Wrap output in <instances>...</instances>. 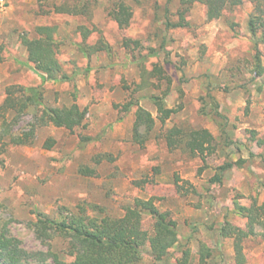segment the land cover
Masks as SVG:
<instances>
[{"label":"rangeland","instance_id":"1","mask_svg":"<svg viewBox=\"0 0 264 264\" xmlns=\"http://www.w3.org/2000/svg\"><path fill=\"white\" fill-rule=\"evenodd\" d=\"M65 1L0 0V106L10 85L42 86L44 94L42 106L21 115L8 112L5 125L0 117V230L35 260L53 252L70 262V238L59 235L49 243L37 238L31 224L38 214L62 219L83 207L93 217L119 218L135 200L153 198L177 222L190 264H235V240L221 235L222 226L245 228L235 204H264V43L257 68L249 29L259 14L256 4L245 0L209 21L206 6L198 2L190 7L185 0H125L133 17L120 27L110 13L122 0H68L87 6L78 16L54 11ZM183 10H188L186 26H168V20L180 21ZM45 26L55 29L57 58L68 78L42 84L22 39L37 38V28ZM101 41L109 53L81 50ZM209 91L225 119L216 122L201 113ZM153 96L176 110L165 123ZM74 103L85 117L72 131L36 119L44 108ZM139 107L153 116L155 126L149 132L143 126L136 138ZM32 127L34 135L23 144L10 143ZM174 127L208 129L215 137L213 153L195 156L170 148L165 135ZM226 163L233 167L221 173ZM217 174L222 182H211ZM177 178L183 193L176 189ZM143 225L152 232L147 212ZM256 230L243 241L247 264H264V229ZM203 246L210 253L204 262ZM171 252L172 258L180 256L176 248ZM137 264H156L149 246Z\"/></svg>","mask_w":264,"mask_h":264},{"label":"trees","instance_id":"2","mask_svg":"<svg viewBox=\"0 0 264 264\" xmlns=\"http://www.w3.org/2000/svg\"><path fill=\"white\" fill-rule=\"evenodd\" d=\"M80 1V0H79ZM171 0H167L169 3ZM256 4L254 14L249 22V29L252 34L256 67L261 65V51L259 45L264 43V0H251ZM204 4L207 8V19L209 21L217 20L222 17L225 11L234 9L243 5L245 0H185L190 7L193 3ZM87 3V2H85ZM87 7V6H86ZM85 4L80 7L78 4H70L68 0L62 5H54L53 9L57 13H65L74 16L87 13ZM168 9V5L166 6ZM181 13L180 21L172 24L168 20L170 27L186 26L185 12ZM120 27L130 24L133 17L132 6L125 0L117 4L115 11L110 13ZM168 19V17H167ZM261 31L258 35L259 30ZM37 38L24 37L23 44L29 51V62L33 69L42 80V84L48 82H59L68 77L63 73L60 61L57 58L56 42L54 39L55 29L45 26L37 28ZM89 33L84 34L83 40L88 38ZM102 43V44H101ZM100 46L82 48L81 50L88 54L93 52L110 51L109 46L101 41ZM258 71V69L256 70ZM156 73L161 74L162 68H156ZM6 98L0 106V117L7 123L6 114L10 111L21 115L30 106L40 107L44 102L42 86H22L10 85L6 88ZM208 98V100H206ZM152 100L159 113V119L165 123L176 110L167 107L166 102L160 96H153ZM202 114L210 117L213 121L223 120L224 116L220 112L219 103L212 91H209L206 98ZM85 117V111L74 103L71 106L56 108H44L42 114L37 120L39 124H53L56 127H64L70 131L80 125ZM145 126L147 132L155 126V119L144 108L139 107L136 112V121L134 132L137 136L140 129ZM223 127V124H221ZM32 131L22 138H12L10 143L23 144L24 139L32 137L35 133V127ZM7 135L4 131L2 137ZM165 139L168 146L172 149L182 148L195 156H205L206 152L213 153L215 149V137L208 129H190L172 128ZM1 140V138H0ZM2 141V140H1ZM233 167L232 163H226L220 169L221 173ZM222 174H217L211 182L221 183ZM183 180L176 179L175 186L178 193H183ZM188 183V182H186ZM236 205V213L246 219L245 228H240L231 223L222 226L221 235L226 238H234L235 264H247L243 248V241L256 235V228L260 226L264 229V204L262 206L253 205L251 208ZM147 212L153 219V230L148 232L144 229L143 216ZM37 238L43 243H49L56 236H63L71 239V256L74 259L70 262L62 260L58 254L50 252V257L39 258L35 260L36 255L28 253L21 248V242L16 238L10 237L6 229L0 230V264H137L141 260L147 246L150 247V256L155 263L171 264H190V251L186 245L179 240L177 222L172 218L170 212H162L156 206L155 200H135L133 206L125 208V214L122 217L114 218L111 216L93 217L88 214L85 208H79V212L64 216L62 219H52L42 214H38L36 222L31 224ZM176 248L178 255L172 258L171 250ZM202 262L210 257L209 250L204 246L200 252ZM39 257L44 254H39ZM50 260V261H49Z\"/></svg>","mask_w":264,"mask_h":264}]
</instances>
